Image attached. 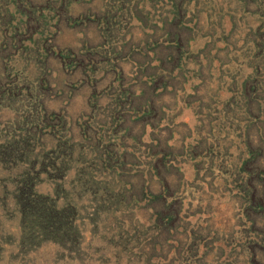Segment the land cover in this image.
Wrapping results in <instances>:
<instances>
[{
	"label": "rangeland",
	"instance_id": "1",
	"mask_svg": "<svg viewBox=\"0 0 264 264\" xmlns=\"http://www.w3.org/2000/svg\"><path fill=\"white\" fill-rule=\"evenodd\" d=\"M0 264H264V0H0Z\"/></svg>",
	"mask_w": 264,
	"mask_h": 264
},
{
	"label": "trees",
	"instance_id": "2",
	"mask_svg": "<svg viewBox=\"0 0 264 264\" xmlns=\"http://www.w3.org/2000/svg\"><path fill=\"white\" fill-rule=\"evenodd\" d=\"M134 97L138 98V96ZM25 140V144L31 141V139ZM17 144L16 141L14 144L12 143L7 149V154L11 156L15 152L19 153L18 155H22L21 152H24L23 148L17 147ZM30 183L25 188H21V194L18 197L22 212L23 230H28L27 228H29V234L31 235L32 233L33 235L32 238L42 236L51 237L57 241H67L70 233H77L78 231L76 225L72 223L68 216V209L59 207L56 200L51 201L48 197L35 192L34 184ZM26 188L31 189V192L24 197Z\"/></svg>",
	"mask_w": 264,
	"mask_h": 264
}]
</instances>
